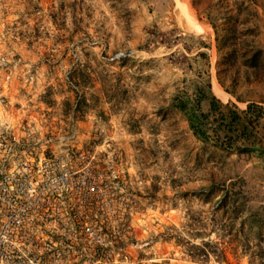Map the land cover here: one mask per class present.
Masks as SVG:
<instances>
[{
    "label": "rangeland",
    "instance_id": "1",
    "mask_svg": "<svg viewBox=\"0 0 264 264\" xmlns=\"http://www.w3.org/2000/svg\"><path fill=\"white\" fill-rule=\"evenodd\" d=\"M0 123L54 174L3 264H264V0H0Z\"/></svg>",
    "mask_w": 264,
    "mask_h": 264
},
{
    "label": "built area",
    "instance_id": "2",
    "mask_svg": "<svg viewBox=\"0 0 264 264\" xmlns=\"http://www.w3.org/2000/svg\"><path fill=\"white\" fill-rule=\"evenodd\" d=\"M32 154L23 151L6 123H0V264L21 258L34 228L30 214L36 204L38 177L42 175V181L54 177L52 160L44 158L38 164Z\"/></svg>",
    "mask_w": 264,
    "mask_h": 264
},
{
    "label": "trees",
    "instance_id": "3",
    "mask_svg": "<svg viewBox=\"0 0 264 264\" xmlns=\"http://www.w3.org/2000/svg\"><path fill=\"white\" fill-rule=\"evenodd\" d=\"M259 54L256 53L255 57L258 58ZM257 108L256 104H251L248 106V114H250L251 112H253V109ZM258 118H260V113L255 117V119L257 120ZM98 214L100 215H105L102 211H98ZM85 220L84 222H89V223H93V217L92 214H86L85 215ZM121 220V219H120ZM107 221V220H106ZM95 222L98 224V221L95 220ZM127 226L126 224H123L121 227L119 226L118 230L116 231V234L114 235V239L111 241L113 243H119L120 245H126V243H130L133 244L134 242L132 241L131 237L128 236L129 232L127 230ZM98 227L103 228L101 225H98ZM104 233H106L105 231L103 233L98 234L99 235H103ZM85 245L86 248L93 252L92 254L89 255V257H91L90 261H94V262H99L100 264H107L110 263L111 260L108 257V249L107 246L105 245V243H101L99 238L96 239H89L86 238L85 239ZM205 255H207L205 253Z\"/></svg>",
    "mask_w": 264,
    "mask_h": 264
}]
</instances>
